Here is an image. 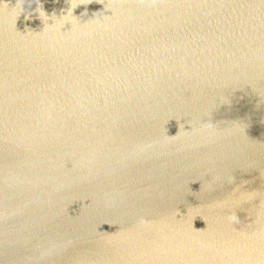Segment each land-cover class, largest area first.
<instances>
[{
    "label": "water",
    "instance_id": "water-1",
    "mask_svg": "<svg viewBox=\"0 0 264 264\" xmlns=\"http://www.w3.org/2000/svg\"><path fill=\"white\" fill-rule=\"evenodd\" d=\"M0 264H264V0H0Z\"/></svg>",
    "mask_w": 264,
    "mask_h": 264
},
{
    "label": "clouds",
    "instance_id": "clouds-1",
    "mask_svg": "<svg viewBox=\"0 0 264 264\" xmlns=\"http://www.w3.org/2000/svg\"><path fill=\"white\" fill-rule=\"evenodd\" d=\"M140 2L141 3H145V2H147V3H149V4H155L156 2H157V0H140ZM114 14V13H113ZM174 136V135H173ZM169 137H172V136H169ZM154 143H160L159 141H156V142H154ZM139 223L141 224V225H149L150 224V222L148 221V220H146L144 217H141L140 219H139ZM197 230H199V229H197Z\"/></svg>",
    "mask_w": 264,
    "mask_h": 264
}]
</instances>
